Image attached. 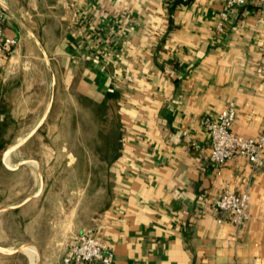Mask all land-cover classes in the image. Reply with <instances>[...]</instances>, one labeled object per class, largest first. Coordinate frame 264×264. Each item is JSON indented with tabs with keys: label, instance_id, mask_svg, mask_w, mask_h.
<instances>
[{
	"label": "crops",
	"instance_id": "1",
	"mask_svg": "<svg viewBox=\"0 0 264 264\" xmlns=\"http://www.w3.org/2000/svg\"><path fill=\"white\" fill-rule=\"evenodd\" d=\"M226 1L0 0L3 33L18 40L12 52H0L2 136L7 123L24 118L7 108L14 88L62 85L99 103L118 94L121 138L110 163L111 198L88 228L112 244L114 264H264V167L254 170L237 156L219 174L202 126L235 102L234 132L264 134L262 11L255 3L241 6L221 31ZM48 113L3 137L4 168L43 166L12 156L40 133ZM226 185L250 195L243 226L216 205ZM38 193L20 196L0 215L19 211V249L30 264H63L60 255L41 250L54 247L58 234L44 244L38 230L29 232L39 212L28 206ZM76 230L74 218L68 220L62 243ZM11 247L0 244V252H15Z\"/></svg>",
	"mask_w": 264,
	"mask_h": 264
},
{
	"label": "rangeland",
	"instance_id": "2",
	"mask_svg": "<svg viewBox=\"0 0 264 264\" xmlns=\"http://www.w3.org/2000/svg\"><path fill=\"white\" fill-rule=\"evenodd\" d=\"M14 89L7 108L24 118L8 123L12 138L16 130L37 125L43 114L49 113L40 133L31 138L21 153L18 149L13 152V160L27 156L40 159L43 166L38 170L34 163L4 168L0 161V209L17 205L21 197L39 192L28 206L29 212H39L32 215L37 220L29 222V232L38 230L37 238L44 244L58 234L54 247L44 246L41 250L44 255H60L63 261L73 235L78 233H71L62 243L67 221L71 223L74 218L77 228L88 230L110 202V163L117 155L121 138L118 106L116 101H91L62 85ZM8 133L3 137L8 138ZM21 228L19 211L0 215V244H9L15 250L0 252V264H30L19 249Z\"/></svg>",
	"mask_w": 264,
	"mask_h": 264
},
{
	"label": "built area",
	"instance_id": "3",
	"mask_svg": "<svg viewBox=\"0 0 264 264\" xmlns=\"http://www.w3.org/2000/svg\"><path fill=\"white\" fill-rule=\"evenodd\" d=\"M249 3L260 6L261 21L264 22V0H227L221 13L218 29L223 30L226 21L236 10ZM4 12L0 4V52L10 53L17 45L15 37L3 33ZM237 118L235 102H229L215 118H206L202 126L210 138V161L217 166L218 173L231 159L242 156L247 158L254 170L264 167V134L258 137L243 136L233 130ZM250 195L248 192H235L224 186L215 202L236 226H243L250 218ZM115 249L110 242L92 230H82L73 235L69 248L63 257V264H114Z\"/></svg>",
	"mask_w": 264,
	"mask_h": 264
},
{
	"label": "trees",
	"instance_id": "4",
	"mask_svg": "<svg viewBox=\"0 0 264 264\" xmlns=\"http://www.w3.org/2000/svg\"><path fill=\"white\" fill-rule=\"evenodd\" d=\"M117 93L116 92H111L110 93V95L107 97V99H106V101L105 102H107V103H109V102H112V101H116V99H117ZM13 122V121H12ZM8 124V123H7ZM1 142H3V136H2V134H0V143ZM1 152V151H0Z\"/></svg>",
	"mask_w": 264,
	"mask_h": 264
}]
</instances>
